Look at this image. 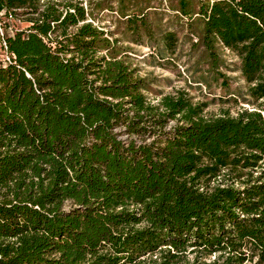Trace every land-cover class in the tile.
I'll return each instance as SVG.
<instances>
[{
  "label": "trees",
  "instance_id": "16d2710c",
  "mask_svg": "<svg viewBox=\"0 0 264 264\" xmlns=\"http://www.w3.org/2000/svg\"><path fill=\"white\" fill-rule=\"evenodd\" d=\"M176 11L211 71L238 58L236 115L149 102L81 2L0 0V264H264V0Z\"/></svg>",
  "mask_w": 264,
  "mask_h": 264
},
{
  "label": "rangeland",
  "instance_id": "374dc122",
  "mask_svg": "<svg viewBox=\"0 0 264 264\" xmlns=\"http://www.w3.org/2000/svg\"><path fill=\"white\" fill-rule=\"evenodd\" d=\"M86 9L88 21L117 40L121 55L148 85L147 100L155 104L164 95L182 91L192 103L205 104L204 116L224 113L236 115L246 85L239 71L238 58L229 51L220 52L223 63L211 71L204 49L197 43V15L182 16L176 11L177 0H75ZM124 10L122 17L119 9ZM17 12L15 25L24 28L26 16ZM145 20L149 31H131L129 20ZM130 17V19H127ZM138 25V24H137ZM175 45L168 48L167 34ZM1 54V50H0Z\"/></svg>",
  "mask_w": 264,
  "mask_h": 264
},
{
  "label": "built area",
  "instance_id": "2783aa9c",
  "mask_svg": "<svg viewBox=\"0 0 264 264\" xmlns=\"http://www.w3.org/2000/svg\"><path fill=\"white\" fill-rule=\"evenodd\" d=\"M0 35H2L1 29H0ZM3 45H4V43H3ZM6 62H9V56L8 55L4 56V63H6Z\"/></svg>",
  "mask_w": 264,
  "mask_h": 264
}]
</instances>
